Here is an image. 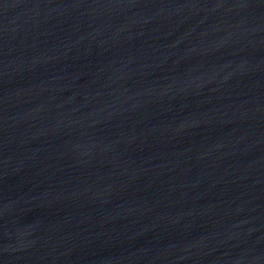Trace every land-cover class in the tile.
<instances>
[{
  "label": "water",
  "instance_id": "1",
  "mask_svg": "<svg viewBox=\"0 0 264 264\" xmlns=\"http://www.w3.org/2000/svg\"><path fill=\"white\" fill-rule=\"evenodd\" d=\"M0 264H264V0H0Z\"/></svg>",
  "mask_w": 264,
  "mask_h": 264
}]
</instances>
